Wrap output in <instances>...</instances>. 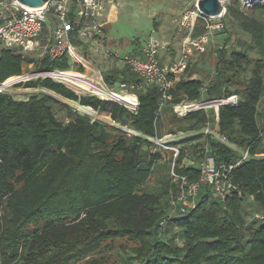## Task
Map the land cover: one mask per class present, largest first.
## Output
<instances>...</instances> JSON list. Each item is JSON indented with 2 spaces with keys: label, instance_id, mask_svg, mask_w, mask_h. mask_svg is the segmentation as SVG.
<instances>
[{
  "label": "trees",
  "instance_id": "trees-1",
  "mask_svg": "<svg viewBox=\"0 0 264 264\" xmlns=\"http://www.w3.org/2000/svg\"><path fill=\"white\" fill-rule=\"evenodd\" d=\"M225 7L220 30L228 32L225 17L238 19L264 54V23L256 19L257 13L264 14V1L246 6L243 0H232ZM205 31L206 25L197 24L192 36ZM223 38L221 46L210 48L216 61L207 95L239 96L237 105L220 108V131L250 157L235 167L232 181L236 188L226 202L203 189L196 206L184 215L170 216L169 189H178L175 182L168 179V186L158 191L144 186L155 164L163 159V149L154 150L155 143L148 137L160 134L163 108L180 130L201 129L205 111L178 118L172 109L174 104L200 96L204 79L194 67L208 45L197 51V61L174 82L161 110L155 85L137 90L140 105L133 114L112 100L78 96L52 79L26 83L27 87L52 89L101 115L111 114L122 127L92 121L44 92L21 100L9 92L0 93V264H264V155H258L264 153V122L261 126L258 121L263 116L258 106L264 96V59L257 57L251 62L241 40L235 48L228 47L230 35ZM33 61L21 52L3 48L0 81L19 75L23 64ZM249 61L250 77L244 74L247 66L243 65ZM67 67L66 56L56 60L46 56L41 63L46 70ZM103 75L107 84L119 80L141 83L126 65ZM55 106L72 118L59 120ZM123 125L139 133L129 134ZM200 136L198 133L197 138ZM208 140L218 165L241 160V152L213 137ZM202 144L199 140L195 147ZM183 151L175 170L198 180V162L184 164ZM246 200L258 203L262 215L248 221L243 211ZM177 223L182 228L183 246L166 235ZM129 242L133 254L128 261L119 262L110 252Z\"/></svg>",
  "mask_w": 264,
  "mask_h": 264
},
{
  "label": "built area",
  "instance_id": "built-area-1",
  "mask_svg": "<svg viewBox=\"0 0 264 264\" xmlns=\"http://www.w3.org/2000/svg\"><path fill=\"white\" fill-rule=\"evenodd\" d=\"M108 3L117 4L116 0H49L42 7H30L19 0H0V51L6 47L23 54L31 48L40 47V42H44L41 62L46 56L51 60L62 59L66 56L69 62V67L64 69L46 70L41 66H35L30 70H23L19 75L7 77L6 80L0 81V93H6L16 86H26V83L35 81V79H52L67 86L78 96H96L101 100H112L125 106L131 113L137 114L140 105L137 90L155 85L160 91L159 110H161L166 105L174 82L180 80L189 66L194 65L198 59L197 51L203 50L214 39L213 32L220 30L224 25L221 20L224 14L209 17L212 22L206 23V31L198 36H192L196 27L195 18L205 16L198 8L186 11L180 22L186 34L183 38L181 55L175 62L162 63L160 52L164 46L155 38H150V41L136 55L119 56L105 47V56H116L141 79V83L137 84L128 83L125 80L107 84L97 65L90 61L99 73L95 69H89L83 60L85 57L77 53V50L85 41L94 43L98 37L106 40L107 32L104 24ZM191 47L195 49L194 53L190 52ZM94 48L95 52L101 51L99 46ZM34 62L28 65L34 66ZM212 79L213 74L204 80L199 97L174 104L172 109L178 118L199 110L206 112L205 121L201 129H198L207 140L205 144L200 145V154L203 152L204 155L198 160V166L201 169L198 180H191L186 174L181 175L175 170L180 145H172V141L163 145L159 135L148 137L151 142L155 143L154 150H173L174 159L171 162L170 174L172 181L178 185V189L173 197L172 206L179 215H184L196 206L195 200L203 189H209L212 195L226 202L236 188L232 181L235 167L250 157V153L244 150L241 152V160L237 163L218 165L214 154L211 153L212 147L208 140L211 137L230 147L234 146L231 140L220 131V108L225 104L237 105L239 101V96L236 94L223 97L208 96L207 92ZM69 83L83 87L82 92L70 86ZM35 87L26 86V89ZM161 224L164 227L166 220H163Z\"/></svg>",
  "mask_w": 264,
  "mask_h": 264
},
{
  "label": "rangeland",
  "instance_id": "rangeland-1",
  "mask_svg": "<svg viewBox=\"0 0 264 264\" xmlns=\"http://www.w3.org/2000/svg\"><path fill=\"white\" fill-rule=\"evenodd\" d=\"M197 1L198 0H116V5H110L111 3H108L105 11L106 23L104 24L107 32L106 40L98 37L94 43L85 41V43H83V45L78 48L77 53L81 54L83 57L85 56V58L87 57V60L83 58L85 63L91 61L92 63L97 65V67L100 71H102L103 74H107V72L111 71L112 69H122L125 65L116 56H105V47L113 52H116L119 56L123 54L136 55L137 51H140V49L150 41V38H155L156 40L160 41L161 45L164 46V48L160 52L162 63L175 62L181 55L180 53L182 50L183 38L186 34L185 28L180 25L181 18L186 13V11L197 9ZM231 1L232 0H224V5L231 3ZM245 4L246 6H250L253 3ZM256 19H259L264 23V14L257 13ZM207 22H212V20L209 17H204V20L200 19L199 17L195 18L196 25L198 24L203 26L206 25ZM224 22H229L228 32L222 30L213 32L214 34L212 37L214 39L208 43L205 54L201 55L199 62L194 67H198L197 69H199L198 71L200 75L203 76L204 80L208 78L209 75L212 74L215 70L214 63L216 61V55L212 53L210 48L221 46L225 40L223 38L225 35H230L232 38L230 40V43L228 44V47L237 48L238 40H241L244 46L247 47V52L249 53L251 62H253L252 59L257 57H262L264 59V54L261 50V47L253 40L251 34L242 28L238 19H228L225 17ZM40 44V47L31 48L29 51L23 53L26 57L33 58L35 62L34 66H30L28 65V63H24L22 71L30 70L31 68H35V66H41V54L44 51L45 44L44 42H40ZM96 46L101 47L100 52H95L94 47ZM194 50L195 49H193V47L190 48L191 53H194ZM251 62H244L243 64L244 66H247V71L244 74H246V76L248 77L252 75ZM89 64L91 63H87V66ZM25 89L26 86L21 85L11 88L7 92H9L16 100L27 99L32 94L44 92L55 97L57 101L70 104L77 114L88 116L92 121L101 120L103 122H106L107 124H114L118 127H122L120 124L115 123L113 119V121H110L112 118L111 114L109 116V119L105 118L101 116L100 113L102 112L93 109L91 106L90 107L96 112L94 115H89L88 113L81 112L80 109H78V107L74 105L75 100L69 99L66 96L64 97L52 89L41 86H37L34 89ZM76 102L82 104L80 101ZM258 108L260 109V112L263 113V116H260L258 119L261 126H263L264 96ZM165 111L166 108H163V121L162 123L159 122L158 124L160 130L159 136L161 137L160 142L163 145L170 141H172V143L176 142V144L174 145H180V150H184L183 163L197 164L199 158L202 157V155L200 154V147L196 148L195 144L199 140L205 144L207 140L203 135L197 138V135L199 133L198 129L183 131L180 130L177 123H175V125H172L173 123L169 118L170 113H166ZM54 112L58 119L63 122H68L72 118L71 116H68L66 112L56 106L54 107ZM187 123L188 122H184V124ZM123 128L129 134L139 133L133 128H130L126 125H123ZM127 128L132 129L135 132H130L127 130ZM172 128L175 130L173 131ZM188 138H191L192 140H188ZM232 147L239 153L244 151L242 148H239L236 145ZM258 155L263 156L264 153H260ZM162 156L163 159L158 161L154 166L155 169L153 175L147 181V183L144 184L147 190L158 191L166 188V186H168L166 185L168 179L170 180V183L174 182L172 181L169 170V164L171 166V162L173 161V159L171 158L173 156V150L163 149ZM175 193L176 186L171 187V189H169V198L171 200H173ZM196 201L197 199L195 200V202ZM243 211L245 212L248 221H252L256 219L257 216L262 215L261 206L258 203H255L253 200L244 201ZM170 212L172 213H170V216L179 215L177 211L174 210L173 206L170 208ZM180 226L181 225L179 223H177L176 225L173 224L171 228L166 232V235L169 239L171 237H174L175 242L178 243V245L183 246L185 242L180 232L182 230ZM162 229L165 228L162 227ZM128 244L130 245L126 246L123 244H119L110 253L114 255V258L119 259V262L123 260L128 261L129 256L133 254L131 249L132 244L130 242Z\"/></svg>",
  "mask_w": 264,
  "mask_h": 264
},
{
  "label": "water",
  "instance_id": "water-1",
  "mask_svg": "<svg viewBox=\"0 0 264 264\" xmlns=\"http://www.w3.org/2000/svg\"><path fill=\"white\" fill-rule=\"evenodd\" d=\"M18 1V0H17ZM23 4L30 6V7H42L45 5L49 0H19ZM247 4L255 3L258 1L264 0H243ZM197 8L200 10L203 16L205 17H217L224 14L227 9L224 5V0H198L197 1Z\"/></svg>",
  "mask_w": 264,
  "mask_h": 264
},
{
  "label": "bare ground",
  "instance_id": "bare-ground-1",
  "mask_svg": "<svg viewBox=\"0 0 264 264\" xmlns=\"http://www.w3.org/2000/svg\"><path fill=\"white\" fill-rule=\"evenodd\" d=\"M88 67H89V69H95L96 71H98L97 68H96L94 65H92V64H89ZM98 73H99V71H98ZM69 85H70V86H73V87L76 88L78 91L82 92L83 87H79V85H77V84H70V83H69ZM101 85H103L102 82H101ZM78 87H79V88H78ZM25 90H26V89H25ZM15 91H16V90H15ZM30 91H31V90H30ZM48 91H49V90H48ZM18 97H19V96H18ZM126 97L128 98V95H126ZM73 102H74V101H73ZM74 105H76V106L78 107V109H80L81 112L88 113L89 115H94V114L96 113V112H95L90 106H85V105H83V104L77 103L76 101L74 102ZM101 116H103V117L109 119V117H107V116H104V115H101ZM97 119H99V118H97ZM110 121H113L112 118H111ZM127 130L130 131V132H135V131H133L132 129H128V128H127Z\"/></svg>",
  "mask_w": 264,
  "mask_h": 264
},
{
  "label": "crops",
  "instance_id": "crops-1",
  "mask_svg": "<svg viewBox=\"0 0 264 264\" xmlns=\"http://www.w3.org/2000/svg\"><path fill=\"white\" fill-rule=\"evenodd\" d=\"M87 63H91V62H86V64H87ZM164 63H165V62H164ZM91 64H92V63H91ZM92 65H94V64H92ZM94 66H95V65H94ZM126 67H128V66H126ZM128 68H129V67H128ZM97 70H98V69H97Z\"/></svg>",
  "mask_w": 264,
  "mask_h": 264
}]
</instances>
